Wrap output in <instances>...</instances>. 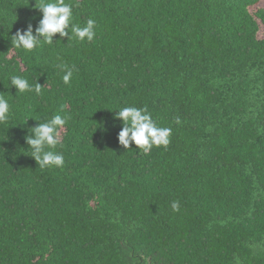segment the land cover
Wrapping results in <instances>:
<instances>
[{
  "label": "trees",
  "instance_id": "1",
  "mask_svg": "<svg viewBox=\"0 0 264 264\" xmlns=\"http://www.w3.org/2000/svg\"><path fill=\"white\" fill-rule=\"evenodd\" d=\"M260 1L65 0L73 24L95 20L93 40L69 29L25 51L11 36L35 29L36 0H0V264H264ZM124 106L170 143L120 145ZM56 114L64 165L41 169L25 136Z\"/></svg>",
  "mask_w": 264,
  "mask_h": 264
},
{
  "label": "clouds",
  "instance_id": "2",
  "mask_svg": "<svg viewBox=\"0 0 264 264\" xmlns=\"http://www.w3.org/2000/svg\"><path fill=\"white\" fill-rule=\"evenodd\" d=\"M35 7L42 13L35 29L30 23L26 28L18 29L11 36V45L16 49L31 51L42 44L51 45L54 36L59 33L60 38H70L69 29L72 36L84 41L93 40L95 36L96 22L89 19L86 26H79L72 23L73 5L65 3V0H39ZM64 72L63 82L69 84L73 75V69L67 65H61ZM11 86H14L16 92H34L39 95L42 91L41 83L30 84L29 80L20 75L10 77ZM10 104L8 99L0 94V122L9 118ZM67 115L56 114L45 122H39L35 127L28 130L25 141L31 149L32 155L41 169L57 167L64 165V156L55 151L57 145L61 144V129L68 123ZM114 120L121 122V128L118 133V141L124 148H129L134 143L138 148L148 153L153 146H167L170 143L172 129L170 127H160L153 120L152 114L146 107L138 108L134 106H124L115 111ZM177 123L179 119L177 118ZM172 209L179 210V202H172Z\"/></svg>",
  "mask_w": 264,
  "mask_h": 264
},
{
  "label": "rangeland",
  "instance_id": "3",
  "mask_svg": "<svg viewBox=\"0 0 264 264\" xmlns=\"http://www.w3.org/2000/svg\"><path fill=\"white\" fill-rule=\"evenodd\" d=\"M259 7H263L264 8V0H261L260 3L258 4V6L253 7L252 9L256 10ZM259 31H260L259 32V36L260 37H264V25L263 24H261V30H259Z\"/></svg>",
  "mask_w": 264,
  "mask_h": 264
}]
</instances>
